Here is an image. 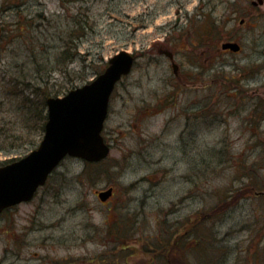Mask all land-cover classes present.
Here are the masks:
<instances>
[{
	"label": "rangeland",
	"instance_id": "obj_1",
	"mask_svg": "<svg viewBox=\"0 0 264 264\" xmlns=\"http://www.w3.org/2000/svg\"><path fill=\"white\" fill-rule=\"evenodd\" d=\"M251 1L0 0V167L39 145L42 102L136 56L108 157L64 159L2 212L0 264H264V15H227Z\"/></svg>",
	"mask_w": 264,
	"mask_h": 264
},
{
	"label": "water",
	"instance_id": "obj_2",
	"mask_svg": "<svg viewBox=\"0 0 264 264\" xmlns=\"http://www.w3.org/2000/svg\"><path fill=\"white\" fill-rule=\"evenodd\" d=\"M221 49L236 53L240 46L226 42ZM134 61L133 54L121 51L109 59L104 72L94 80L62 97L47 99V121L38 147L25 157L0 167V212L30 201L66 157L90 163L107 157L110 149L101 132L108 115L109 99L116 83L130 73ZM177 69L174 64V74ZM111 195L112 188L98 193L102 202Z\"/></svg>",
	"mask_w": 264,
	"mask_h": 264
},
{
	"label": "flooded vegetation",
	"instance_id": "obj_3",
	"mask_svg": "<svg viewBox=\"0 0 264 264\" xmlns=\"http://www.w3.org/2000/svg\"><path fill=\"white\" fill-rule=\"evenodd\" d=\"M264 4V0H252L251 1V6L254 8V7H257L258 5H263ZM253 8H249V9H253ZM211 15L212 13H205V12H196V13H186V15ZM223 15H226V13H224ZM227 15H264L263 14H260V13H256V12H253V11H246V12H238V13H227ZM241 22V25L243 24L244 20L240 21ZM232 42H235V41H232ZM199 48H202L203 49V52L206 51V48H207V45L206 44H199L198 45ZM227 52V51H225ZM229 52V51H228ZM238 54V53H237ZM169 60L171 61V63H175L177 66L178 64L174 61V54L171 52V57L169 58ZM179 67V66H178ZM109 147L111 148V144L109 143ZM106 203V202H105ZM4 212V211H3ZM2 213V212H1ZM0 213V214H1Z\"/></svg>",
	"mask_w": 264,
	"mask_h": 264
},
{
	"label": "trees",
	"instance_id": "obj_4",
	"mask_svg": "<svg viewBox=\"0 0 264 264\" xmlns=\"http://www.w3.org/2000/svg\"><path fill=\"white\" fill-rule=\"evenodd\" d=\"M74 30H75V29L72 30V33H74ZM76 30H78V29H76ZM161 50H162V49H160L159 52H160ZM66 52H67V51H64V50H63V51L61 52V55L64 56V54H67ZM98 74H99V73H97V75H98ZM83 80H84V78L82 79V81H83ZM45 106H46L45 102H42V107L45 108ZM45 121H46V115L43 116V120H42V124H41V130H42V132L44 131V123H45ZM92 165H94V164H92ZM92 165H91V164H88L87 166H88V167H89V166L92 167Z\"/></svg>",
	"mask_w": 264,
	"mask_h": 264
}]
</instances>
